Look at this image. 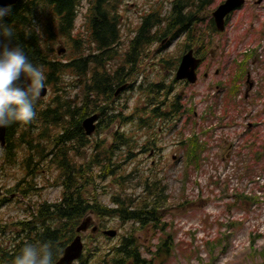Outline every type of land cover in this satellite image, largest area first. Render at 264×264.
Here are the masks:
<instances>
[{"label":"trees","instance_id":"16d2710c","mask_svg":"<svg viewBox=\"0 0 264 264\" xmlns=\"http://www.w3.org/2000/svg\"><path fill=\"white\" fill-rule=\"evenodd\" d=\"M122 1L19 0L4 17V22L14 32L11 41L4 39V43L10 47L19 46L33 64L43 66L45 87L51 90L52 95L47 101L41 98L37 101V117L32 123L25 125L17 122L6 127L3 158L10 166L19 164L24 172L8 194L20 196L28 201V206L23 211V220L13 224L0 223V264H13L14 258L26 244H31L38 258L42 259L43 245L46 243L52 245L50 250L56 264L78 236V227L92 216L101 221L99 232L87 237L83 256L77 264H91L95 259H104L105 264H156L175 250L173 234L166 231L165 224H160L169 200L166 179L160 177L158 172L144 175L136 168L130 172L122 168L125 162L133 161L132 151L139 148L134 144L135 137L128 128L136 125L139 130H156L158 124L168 121L169 114L164 104L168 101L169 90L156 83L140 86V92L145 94L146 106L136 108V122L130 117L131 114L127 115V105L117 102L120 96L116 98L115 93L123 86L131 88L128 82L132 75L136 77L139 73L135 69L138 60L149 47L157 42L163 43L167 36H171L172 40L185 37L184 52L194 49L198 57L206 60L212 36L219 34L213 18L205 15L213 0H172L169 11L164 5L143 10L121 64L113 68L111 63L120 55L124 45L120 14ZM85 4L89 6L84 15V25L78 30L76 22ZM202 22H205L208 33L205 29L198 31L197 27ZM61 40L74 49L71 56H59L60 50L57 51L56 46ZM259 58L258 49L250 50L241 60L244 70L240 77L237 75L230 83L223 85L226 90L224 101L228 107L237 106L238 98L245 99L242 83L246 80L248 65ZM176 60L179 63L180 57ZM161 61L172 65L173 69L177 68L174 60ZM261 62L264 64V60ZM66 76L78 78L71 84L76 94L68 90ZM176 103L169 109L178 112ZM94 114L101 118L97 134L117 124L121 126L113 133L109 145L88 137L82 128L83 120ZM212 114L214 109L211 108L209 115ZM206 120L207 117L204 118ZM145 142L140 147L142 153L150 152L153 137H147ZM208 145L207 141L195 134L183 141L185 173L188 176L192 171L201 170L206 161L204 154ZM247 146L252 147L251 144ZM261 148L259 155L262 159L264 145ZM261 162L264 160L247 166L249 177L254 175L256 165ZM108 179H112L119 190L109 193L102 185ZM41 183L61 187L60 201L31 203V198L39 196L44 190ZM139 190L141 193L137 195ZM252 197L249 194H236L234 205L245 201H250L251 205L260 202ZM103 198L110 199L112 206L103 204ZM7 202V198H0V208ZM110 219L123 224H136L139 226L137 229L153 225L161 236L157 250H148L151 258L148 259L141 250L143 247L135 235L136 228L122 235L119 244L102 254L98 238L102 237L106 221ZM235 225L237 227L238 224ZM223 243L225 239L220 238L208 245L211 252H215ZM252 244L255 245L254 239ZM261 253L264 256V250ZM256 254L259 253L254 250L252 255ZM212 259L214 261L216 257Z\"/></svg>","mask_w":264,"mask_h":264},{"label":"rangeland","instance_id":"374dc122","mask_svg":"<svg viewBox=\"0 0 264 264\" xmlns=\"http://www.w3.org/2000/svg\"><path fill=\"white\" fill-rule=\"evenodd\" d=\"M171 1H122L120 14L124 45L120 49V55L111 63L113 68L121 64L128 43L139 26L143 10L148 11L164 5L169 11ZM224 1L213 0L205 15L212 16L214 10ZM256 1L246 0L244 7L233 15L226 31L221 35L212 36L209 55L201 66L196 84H173L176 70L161 60L175 61L179 58L184 52L186 38L179 36L172 40L171 36H167L163 43L157 42L149 47L145 55L138 60V65L135 66L139 72L135 83L137 90L125 91L117 99L118 103L127 105L126 112L130 115L137 107L141 109L146 106L145 94L140 92V86L148 83L162 84L171 94L181 96L185 111L184 118L181 117L179 121L170 120L169 123L164 120V123L156 126V130L148 128L143 131L136 125L128 128L135 137L134 144L139 148L132 151L133 161L125 162L122 168L126 172L136 168L144 175L152 174V171L158 172L168 184V206L160 224H165L166 231L173 234L175 250L171 255L163 256L156 264H264V256L261 253L264 250V162L256 165L255 173L251 177L246 173L248 165H254L257 160H264V157L261 159L259 155V150L264 145V64L261 62L264 60V2L257 5ZM88 6L85 4L80 12L76 22L78 30L83 28ZM197 28L198 31L205 29L208 33L205 22ZM254 49H258L260 58L250 62L248 71L246 70V80L242 83V95L246 98H238L237 106L228 107L224 101L226 90L223 85L230 83L237 75L240 77L244 70L241 60ZM56 50H60L59 56L64 58L74 53L70 44L63 40L58 42ZM174 64H178L177 60ZM217 70L220 71L218 75L215 74ZM205 73H208L207 78L204 77ZM77 79L72 76L65 77L68 90L73 94H76V91L71 84ZM51 95L52 92L47 87V95L41 99L47 101ZM211 108L214 109V114L209 115ZM118 128L121 126L117 124L110 130L95 133L92 138L109 145L113 133ZM194 134L209 145L201 170L192 171L188 176L185 173L183 141ZM147 137H153L157 146L154 148L155 145H152L150 152L142 153L140 147L145 145ZM249 144L252 147H248ZM2 150L0 146V184L3 188L0 198H7L8 202L0 208V223L13 224L25 218L23 211L28 206V201L20 196H11L8 190L24 176V172L19 164L8 165ZM19 161H22V154L19 155ZM102 185L106 186L109 193L119 190L112 179ZM42 187L44 190L39 196L32 197L31 203L60 201L61 187L44 184ZM140 193L141 190L137 191V195ZM241 193L249 194L260 202L251 205L250 201H245L235 206L236 194ZM103 204L112 206L108 198H103ZM91 220L93 226L101 224L95 216H92ZM235 224H238L237 227ZM138 227L136 224H123L115 219L106 221L103 231L115 230L117 236L110 238L102 233V237L98 238L101 253L109 252V248L119 244L122 235L136 228L135 235L143 247L141 250L150 259L151 253L148 250H157L160 232L155 231L153 225L143 229H137ZM90 234L91 229L82 235L84 243L88 242L87 237ZM220 238H224L225 243L218 246L215 252H211V246L208 244L217 242ZM254 250L259 254L252 255ZM213 256L216 257L214 261ZM103 261L104 259H95L91 264H105Z\"/></svg>","mask_w":264,"mask_h":264},{"label":"clouds","instance_id":"9594fccd","mask_svg":"<svg viewBox=\"0 0 264 264\" xmlns=\"http://www.w3.org/2000/svg\"><path fill=\"white\" fill-rule=\"evenodd\" d=\"M11 6L0 8V128L13 123L30 124L36 117L35 105L45 89L46 75L43 66L33 64L19 46L10 47L13 29L4 22ZM52 245H43V258L36 249L26 244L13 264H54Z\"/></svg>","mask_w":264,"mask_h":264},{"label":"water","instance_id":"95a60500","mask_svg":"<svg viewBox=\"0 0 264 264\" xmlns=\"http://www.w3.org/2000/svg\"><path fill=\"white\" fill-rule=\"evenodd\" d=\"M19 0H0V8H4L7 6H14L18 3ZM246 0H226L218 8L213 12L212 16L214 19L215 26L219 32H224L226 30V21L228 17L243 7ZM263 0H258L257 4H261ZM202 63V59L197 58L194 55L193 50H189L187 53L183 55L181 58V62L176 71L175 79L176 81H187L190 84H196L198 81L197 69L200 67ZM207 77V74L205 75ZM126 86L120 88L116 95H119ZM252 87V85H251ZM47 94V89L45 88L41 92V97H45ZM99 116L93 115L91 117L86 118L82 122V126L85 130L87 136H92L96 131ZM6 137H7V128H0V146H6ZM2 193V187L0 184V194ZM93 224L91 218H87L81 226L77 229L78 236L75 240L65 249L63 256L56 264H75L78 262L84 251V243L82 240V233H85L90 226ZM97 227L93 228V232L97 231ZM104 234L110 238H114L117 236V231L115 230H106Z\"/></svg>","mask_w":264,"mask_h":264},{"label":"flooded vegetation","instance_id":"af4514ba","mask_svg":"<svg viewBox=\"0 0 264 264\" xmlns=\"http://www.w3.org/2000/svg\"><path fill=\"white\" fill-rule=\"evenodd\" d=\"M194 53H195V50H194ZM199 58V57H198ZM200 69H201V67H200ZM200 69H198V74H199V71H200ZM220 73V71L219 70H217L216 71V75H218ZM208 74V73H207ZM249 75H248V79H247V81H246V83L248 84L249 83ZM135 83H136V78L132 75L131 76V79H130V81L128 82V85L130 86L131 85V88L130 89H128V90H130V91H133V90H137V88H135ZM182 84L183 86H189L188 85V83L187 82H185V81H182V82H176L175 80L173 81V84L174 85H176V84ZM168 89V88H167ZM127 90V91H128ZM169 90V89H168ZM173 91L174 90H172V93H173ZM168 101H166L165 102V104H164V106L166 107V109H167V113L169 114V120H168V123L170 122V120L171 121H179L180 119H181V117L182 118H184V115H183V113H185V111H183L184 110V108H183V106H182V104H181V96L180 95H176V94H171V92L169 91V93H168ZM179 99H180V102H179ZM174 102H177L176 103V105H178L177 106V109H178V112H174L173 110H172V108L171 109H169V107L171 106V105H174ZM130 117H132L133 118V121L134 122H136V115H135V110L133 111V113L130 115ZM100 120H101V118H100ZM156 137V136H155ZM157 138V137H156ZM157 145L155 144V146H154V148L156 147ZM154 149H152V151H153Z\"/></svg>","mask_w":264,"mask_h":264},{"label":"bare ground","instance_id":"6f19581e","mask_svg":"<svg viewBox=\"0 0 264 264\" xmlns=\"http://www.w3.org/2000/svg\"><path fill=\"white\" fill-rule=\"evenodd\" d=\"M243 82V81H242Z\"/></svg>","mask_w":264,"mask_h":264}]
</instances>
